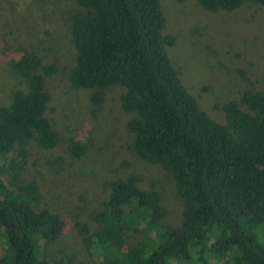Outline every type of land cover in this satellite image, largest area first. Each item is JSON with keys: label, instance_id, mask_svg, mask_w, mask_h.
<instances>
[{"label": "trees", "instance_id": "16d2710c", "mask_svg": "<svg viewBox=\"0 0 264 264\" xmlns=\"http://www.w3.org/2000/svg\"><path fill=\"white\" fill-rule=\"evenodd\" d=\"M13 1L23 8L30 0ZM196 1L209 12L264 6V0ZM75 3L69 30L76 59L69 82L91 90L93 106L102 103L107 86L123 87L121 108L133 114L126 122L131 147L172 176L182 202L180 223L163 224L155 189L140 186L134 176L109 181L103 208L92 216L99 227L93 234L82 227L89 251L104 264H264V88L224 102L219 123L172 66L167 48L175 38L163 33L159 0ZM37 20L47 23L39 13ZM34 45L23 41L12 53L11 67L28 87L0 106V159L16 153L25 162L28 143L52 150L64 141L46 115L51 96L43 81L55 67L43 65ZM66 143L70 156L84 153L78 140ZM1 173L0 264H50L48 254L66 220L40 206L34 181L23 184L18 173L10 180Z\"/></svg>", "mask_w": 264, "mask_h": 264}, {"label": "rangeland", "instance_id": "374dc122", "mask_svg": "<svg viewBox=\"0 0 264 264\" xmlns=\"http://www.w3.org/2000/svg\"><path fill=\"white\" fill-rule=\"evenodd\" d=\"M159 5L163 33L175 38L167 51L182 85L210 118L223 123L224 102L239 99L243 90L264 88V6L244 3L233 11L209 12L196 0H159ZM77 9L75 0H30L23 8L0 0V106L10 105L15 90H27L25 78L11 67L12 53L23 41L35 44L32 50L43 65L55 67L43 81L51 96L46 115L64 141L52 150L28 143L25 162L16 153L0 159L7 180L18 173L23 184L34 181L40 206L66 220L55 251L48 254L50 264H104L98 252L87 248L82 227L90 234L99 227L92 216L103 208L111 180L134 176L140 186L155 189L163 209L160 223L177 226L182 214L172 176L143 161L131 147L133 134L126 122L133 114L121 108L123 87L107 86L102 103L93 106L91 90L69 82L68 70L76 59L69 26ZM37 12L47 23L37 20ZM38 71L43 72L42 66ZM68 138L82 143L81 156L66 152Z\"/></svg>", "mask_w": 264, "mask_h": 264}]
</instances>
